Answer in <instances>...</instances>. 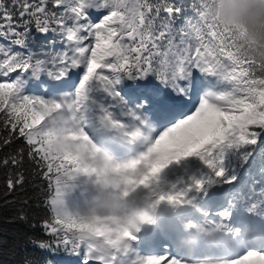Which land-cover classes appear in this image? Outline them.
<instances>
[{
    "label": "snow or ice",
    "instance_id": "obj_1",
    "mask_svg": "<svg viewBox=\"0 0 264 264\" xmlns=\"http://www.w3.org/2000/svg\"><path fill=\"white\" fill-rule=\"evenodd\" d=\"M14 144L39 264H264V0H0Z\"/></svg>",
    "mask_w": 264,
    "mask_h": 264
},
{
    "label": "trees",
    "instance_id": "obj_2",
    "mask_svg": "<svg viewBox=\"0 0 264 264\" xmlns=\"http://www.w3.org/2000/svg\"><path fill=\"white\" fill-rule=\"evenodd\" d=\"M17 146L14 144L0 150V158ZM20 170L25 172V184L9 191L6 187L8 178ZM42 200L43 181L33 175V168L27 160L22 169L0 166V264H39L45 256L30 243L33 239H51L40 226L47 215ZM47 258L51 261L58 259L51 254ZM59 258L62 259L63 254Z\"/></svg>",
    "mask_w": 264,
    "mask_h": 264
},
{
    "label": "rangeland",
    "instance_id": "obj_3",
    "mask_svg": "<svg viewBox=\"0 0 264 264\" xmlns=\"http://www.w3.org/2000/svg\"><path fill=\"white\" fill-rule=\"evenodd\" d=\"M158 239L163 240V239H165V237L164 236H160V237H158Z\"/></svg>",
    "mask_w": 264,
    "mask_h": 264
}]
</instances>
